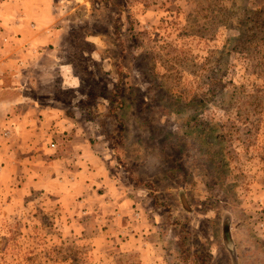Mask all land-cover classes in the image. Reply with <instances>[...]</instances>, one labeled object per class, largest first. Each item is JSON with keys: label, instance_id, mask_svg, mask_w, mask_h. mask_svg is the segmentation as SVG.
<instances>
[{"label": "rangeland", "instance_id": "1", "mask_svg": "<svg viewBox=\"0 0 264 264\" xmlns=\"http://www.w3.org/2000/svg\"><path fill=\"white\" fill-rule=\"evenodd\" d=\"M51 1L34 90L75 129H0V264H264V0Z\"/></svg>", "mask_w": 264, "mask_h": 264}, {"label": "crops", "instance_id": "2", "mask_svg": "<svg viewBox=\"0 0 264 264\" xmlns=\"http://www.w3.org/2000/svg\"><path fill=\"white\" fill-rule=\"evenodd\" d=\"M51 4V0H0V129H6L1 131L4 134L7 131V136L14 135L11 131L13 125L21 128L20 135L34 137H39V130L51 127H60L63 131L69 129L71 133L75 129L72 128L73 123L65 115L62 116L64 111L61 106L41 105L39 98L49 93L34 90L35 84L44 80L40 74L42 68L55 59L51 45L56 43L57 32ZM56 75H60L61 81L65 80L66 75ZM39 114L42 116L39 117ZM67 140L69 147L63 149L70 154L59 151L58 146L57 150L56 147L53 150V160L59 163L55 181L59 186L62 183L65 186L79 183L83 185V191H88L84 187L90 180L88 141L77 133L69 135ZM22 143L25 148H30L32 141H23L22 138ZM74 161L80 163L78 167L71 166L76 164ZM118 201L121 208L128 207L130 203Z\"/></svg>", "mask_w": 264, "mask_h": 264}, {"label": "trees", "instance_id": "3", "mask_svg": "<svg viewBox=\"0 0 264 264\" xmlns=\"http://www.w3.org/2000/svg\"><path fill=\"white\" fill-rule=\"evenodd\" d=\"M224 234H225V241H226V244H227V246L230 248V244H229V242H228L229 237H230V234L228 233V230H227V229H225Z\"/></svg>", "mask_w": 264, "mask_h": 264}]
</instances>
